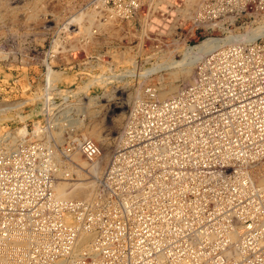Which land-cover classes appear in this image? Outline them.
I'll list each match as a JSON object with an SVG mask.
<instances>
[{
  "label": "built area",
  "instance_id": "obj_1",
  "mask_svg": "<svg viewBox=\"0 0 264 264\" xmlns=\"http://www.w3.org/2000/svg\"><path fill=\"white\" fill-rule=\"evenodd\" d=\"M98 1L121 19L148 10L142 0L82 5L99 9ZM155 11L159 17L149 21L159 32L172 19L202 40L264 27V0H199L189 19ZM263 39L206 51L191 81L171 97L158 99L146 85L127 108L89 199L58 198L53 188L56 159H101L100 145L71 123L83 117L75 107L84 97L68 92L45 100L49 111L45 102L36 117L10 115L0 125V264H264V187L246 170L264 157ZM153 41L149 54L162 49ZM35 120L40 139L32 134ZM23 121L28 133L20 140L15 129ZM57 121L61 143L52 138ZM11 136L16 140L6 146ZM85 233L91 238L80 245Z\"/></svg>",
  "mask_w": 264,
  "mask_h": 264
},
{
  "label": "rangeland",
  "instance_id": "obj_2",
  "mask_svg": "<svg viewBox=\"0 0 264 264\" xmlns=\"http://www.w3.org/2000/svg\"><path fill=\"white\" fill-rule=\"evenodd\" d=\"M84 2L85 0H0V16L4 18L0 21V50L1 52L3 51V54L0 53V111H2L1 109L4 106H6V109L14 106V110L9 109L6 112H0V125L12 116L13 120L18 118L24 120L29 118V116L36 117L40 115L41 105H44L45 102L49 111L50 103L45 100L64 97L63 95L68 94V92L69 94L76 95L75 91L77 93L84 86L85 82L103 75L102 77H108L104 88L91 85L88 92L89 95L110 94L108 97L113 94L108 98L109 105L112 101L113 112H123L122 119H120L119 124L116 126V119L110 123L106 117L102 121V124L105 122L103 129L108 136H120L124 115L134 99L133 97L129 104L121 103L126 99L128 93L138 88L143 92V88L148 84L156 86L161 83L170 84L174 81L180 88V86L188 83L192 79L195 67H193L190 75H188L190 76V80L182 79V77L173 80L170 71L166 69L163 71L156 70L149 76H140V72H144L151 65L159 63V61L179 62L184 57L186 51L190 49L196 52V47L202 45L207 39H223V37H209L202 40V37L190 35L191 28L185 22L183 26L175 28L172 19L167 25L164 24L162 30L159 32L160 28L149 21L151 17L153 21H156V17H159V11L153 13L154 10L159 9L172 16L176 15V17L188 19L191 17L190 14H185L183 11H180L183 3L180 7L173 6L175 0L172 4L163 3V5H158L157 8H152L143 1L148 7L147 12L143 14L144 7H142L141 11L130 18L131 20H116L118 26L116 25L110 34L101 32L98 29V21H102L108 16H105V13H103L105 11L100 8L101 4H98L100 7L94 11L96 13L98 11V13H95L96 17L93 19V25H89L91 33L93 34H91L93 36L91 43H96L87 44L85 43V38L76 32V26L71 25L65 29L63 28L67 19L86 5H82ZM33 5L41 9L42 14L46 13L40 22L33 21L27 16L29 14L28 9H32L34 7ZM91 8L95 7L93 6ZM28 19L29 21H27ZM260 25L255 28H249L243 34H228V38L231 39V42H236L247 38V36L253 38L256 33L263 34L264 27H260ZM73 29L75 32H73ZM68 37L72 38L67 40ZM154 37L160 41L162 49L159 53L149 54L147 52L148 47L152 42L154 43ZM187 38L188 40L186 41ZM142 43L143 48H141ZM68 44L74 45L73 49H71L72 45L68 47ZM49 53L53 54V57L50 59L46 58ZM204 54H201V57ZM44 65L46 67L45 71ZM50 65H53V67L51 68ZM54 75H59L57 78L61 77L59 82L57 81L55 88L51 84L49 85L50 76L52 77ZM43 78L46 81V89L42 87ZM59 91L62 92V95ZM35 96L36 99H34ZM104 99L102 95L99 96L100 102H103ZM20 103L21 107L16 106ZM102 108L105 110L104 107ZM26 121L21 122L22 126L16 127L15 130L24 128L28 133V130L25 128ZM85 122L87 124L89 121L87 122L86 120ZM56 123L60 124L59 121ZM32 124V128H34L32 133L37 126H39V133L43 131V127L40 126L38 120L33 121ZM40 136L39 134L37 138L40 139ZM62 139H59L60 143ZM91 139L101 146L97 139ZM114 142L111 149L115 148L117 140ZM69 178L73 181H89L91 179L86 174L81 178H77L72 174Z\"/></svg>",
  "mask_w": 264,
  "mask_h": 264
},
{
  "label": "bare ground",
  "instance_id": "obj_3",
  "mask_svg": "<svg viewBox=\"0 0 264 264\" xmlns=\"http://www.w3.org/2000/svg\"><path fill=\"white\" fill-rule=\"evenodd\" d=\"M143 1H145L150 7L157 8L158 5H161V4L163 5V3L172 4V2L174 0H142V2ZM27 3H25V4L27 5ZM182 3H183V6H182V9L180 11H183L185 14H190V16H191V13L193 12V10H195L196 6L198 5V0H182ZM98 4H101L100 5L101 7L100 6L99 7L103 11H105V12H103V13H105V16L108 15L107 18L105 17L106 19L104 18L102 21L101 20L98 21V29L101 32H105L106 34L107 33L110 34L113 31L114 27L118 24L116 22V20L119 19V20H127L128 21V20H131L130 18L133 17V16L128 17L126 19L117 18L109 10L108 7H106L105 5H103L99 1H98ZM17 7H19V6H17ZM34 7L32 9L30 8V10L28 8H26L29 11V14L27 16H29L31 18V20H33V21L40 22L43 20L44 14H46V13L42 14L41 9L36 8V5ZM91 7H93V6H91V4H89V3H87L77 13L72 14L67 19V21H66L67 23L65 22V25L63 27L65 29L67 26H71V25H74V27L76 26V29H77L76 32L78 34H80L81 37L85 38V43H87V44H95L96 43V42L91 43L93 41L92 40L93 34L91 33L89 25L92 24L93 19H94V17H96V14L98 13V11H97V13L94 12V11H96L95 9H97V8H91ZM139 8L136 11V14L140 11ZM9 11H11V10H9ZM38 11H39V13H38ZM14 16H15V14H14ZM2 18L0 16V21L2 20ZM12 19H14V18H12ZM27 21H29V19ZM31 23H29V24H31ZM260 27H262V26H260ZM98 29H97V31H98ZM73 32H75V31H73ZM262 35L264 36V33L263 34L256 33L253 38L259 37ZM253 38H251L250 36H247L246 39L250 40ZM239 41H241V40H239ZM229 42H231V39L228 38V35L223 37V39H221V40H217V39H213V38L207 39L206 41L203 42L202 45L196 47V50H195L196 52H194L193 50H190V49L188 51H186L184 57L179 62L159 61V63L151 65L149 68L144 70V72L141 69H139L142 71V72H140V76L141 75L149 76L152 73H154V71H156V70L157 71H161V70L163 71L164 69H166V70L170 71V74L173 76V80L178 79L179 77H182V79L190 80V76H188V75H190L191 70L196 65V62L201 58V54L206 53V51L212 50L216 47H219L222 44L229 43ZM236 42H238V41H236ZM78 44H81V43H78ZM2 52L0 50V53H2ZM160 59H162V57H160ZM59 75L58 76L54 75L52 77L50 76L49 85L51 84L52 86H54L53 88H55L57 81L59 82V80L61 78V77L57 78V77H59ZM102 76L103 75H100L96 79H93V78L90 79V81L84 83V86L82 88H80L77 93L75 91V94H81L84 97V101H81L80 99H78V102H77L78 104L75 107L76 110L78 112H80L79 114L82 113L81 115L83 117H78L75 120L73 119L71 121V123L74 125V129H78V133H80L81 136L87 137V138H95L98 140V142H100L101 146L103 145L102 146L103 153L100 157L101 159L98 163L91 164V165L86 163L82 159V157L80 155H78L77 153L73 154L70 157V160L72 162L66 161V160L56 159L57 166H58L56 175H57L58 179L54 182L53 188H54V194L58 198H85V199H89V198L93 197L96 186H97L96 178L98 176H100L101 170H102L101 164L106 163V161L108 160V158L112 152L111 146H112L113 142L118 140V138H119V136H117V135L116 136L115 135L108 136L104 132V129H103L104 128L103 124L105 122L102 124V121H104V119L106 117H107V121L110 123H112L114 121V119H116L117 120L116 126L119 124L120 119H122L123 112L119 111L117 113H114L112 105H111L113 102L111 101L112 103L110 102V105H109V102H108L109 99L108 98L111 97L113 94L108 97V95H110V94H106L105 92H104L105 94L102 93L99 95H89V92H88L89 87L91 85H96L98 88L99 87L104 88V84L107 82L108 77H102ZM193 76H194V74H193ZM58 87H60V86L58 85ZM154 88L157 92L156 95H157L158 99H164V98L176 95L178 90H179V86L177 85V83H175V81L173 83H170V84H162L161 83L159 85L154 86ZM64 89H65V87H64ZM111 91H112V89H111ZM141 91L138 88V89H135L134 91L128 93L126 95V99H124V101L121 103L129 104V102H131L133 97L135 99V98H137L143 94V92H141ZM106 92H108V91H106ZM49 94L51 95V93H49ZM60 94L62 95V92H60ZM70 95H72V94H70ZM101 95L105 98L104 99L105 101L103 100V102H100V100H99V96H101ZM36 96L34 99H36ZM16 106L21 107V103L17 104ZM102 107H104L105 110H103ZM113 107H115V106H113ZM8 109H9V107H8ZM8 109L5 108L2 111L6 112V111H8ZM2 111H0V112L2 113ZM19 119L20 118H18L16 120H19ZM86 120H87V122L89 121L87 124L85 122ZM62 124L63 123H60V124L56 123V125L54 126V130L51 131L52 132V138L54 139L55 142H58L60 138L61 139L63 138L64 127L62 126ZM113 127H115V126L113 125ZM16 133H18L20 135V140L24 139L23 137L25 136V134H27V132H26V130H24V128L16 130ZM32 134L33 135L36 134L35 138H37L39 136V126L36 127L35 131ZM15 140H16V137L11 136L9 142L8 141L6 142V146H9V144L12 146V144ZM114 144H115V142H114ZM101 146H100V148H101ZM256 150H257V153L259 154L260 153L259 148ZM256 156H257V154H256ZM260 156H261V158L257 159V163H255L254 165L251 164V166H252L251 168L246 167V170L249 172L252 171L257 184L259 186L264 187V157H263V154H261ZM83 168H87L88 170H91V173L93 174L92 178L89 181H84V180L73 181V180H70L69 176L71 173L73 175H75L77 178L83 177V175H85ZM64 173H67V176L64 177L63 176ZM59 176H63V178H59ZM90 238H91L90 234H86V233L82 234L81 235V241L79 239L80 245H83V244L89 242ZM56 264H69V262L68 261H62V262H58Z\"/></svg>",
  "mask_w": 264,
  "mask_h": 264
}]
</instances>
